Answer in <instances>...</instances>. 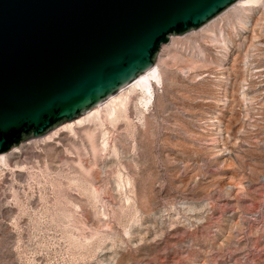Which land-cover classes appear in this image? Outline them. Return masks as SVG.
Returning <instances> with one entry per match:
<instances>
[{"label": "rangeland", "instance_id": "obj_1", "mask_svg": "<svg viewBox=\"0 0 264 264\" xmlns=\"http://www.w3.org/2000/svg\"><path fill=\"white\" fill-rule=\"evenodd\" d=\"M234 5L171 36L128 119L0 154V264H264V0Z\"/></svg>", "mask_w": 264, "mask_h": 264}, {"label": "water", "instance_id": "obj_2", "mask_svg": "<svg viewBox=\"0 0 264 264\" xmlns=\"http://www.w3.org/2000/svg\"><path fill=\"white\" fill-rule=\"evenodd\" d=\"M238 1L0 0V154L104 103Z\"/></svg>", "mask_w": 264, "mask_h": 264}, {"label": "bare ground", "instance_id": "obj_3", "mask_svg": "<svg viewBox=\"0 0 264 264\" xmlns=\"http://www.w3.org/2000/svg\"><path fill=\"white\" fill-rule=\"evenodd\" d=\"M258 1L260 0H239L237 3H235V5L246 7L250 5L251 3H255ZM159 76H160L159 64H155L150 70L140 74L134 82H132L129 86L122 89L120 92H118L114 96L107 99L104 103L93 108L92 110L82 115L81 117L73 121L67 122L64 125H61L60 127L50 132L47 137L51 138L54 135H56L61 129L66 128V127L69 128L72 125L82 124L86 120L91 121L95 119H98V120L101 119L102 117H100L99 115H100L101 109L104 107L106 108L105 119L109 121L111 120L113 122L117 120L121 114H123L124 118L128 119L129 117V113H128L129 104L128 103L130 101V97L127 93L129 92V89L133 91H138L140 93L139 95H141L140 103L142 105H146L150 102V100L153 97V86H154V83L157 82V80H159ZM127 90L128 92L126 93L125 91ZM101 122H103V120Z\"/></svg>", "mask_w": 264, "mask_h": 264}]
</instances>
